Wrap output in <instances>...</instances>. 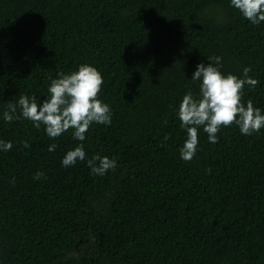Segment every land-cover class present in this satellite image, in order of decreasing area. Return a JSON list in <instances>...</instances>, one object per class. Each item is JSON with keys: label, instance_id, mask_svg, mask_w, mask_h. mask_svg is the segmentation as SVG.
I'll use <instances>...</instances> for the list:
<instances>
[{"label": "trees", "instance_id": "obj_1", "mask_svg": "<svg viewBox=\"0 0 264 264\" xmlns=\"http://www.w3.org/2000/svg\"><path fill=\"white\" fill-rule=\"evenodd\" d=\"M215 56L225 76L251 68L241 102L264 114V22L230 0H0V140L13 144L0 150V264H264V128L210 143L201 127L180 158L179 105ZM81 64L103 78L110 125L81 142L4 120V103L42 101ZM81 143L86 159L62 166ZM97 154L116 167L94 175Z\"/></svg>", "mask_w": 264, "mask_h": 264}, {"label": "clouds", "instance_id": "obj_2", "mask_svg": "<svg viewBox=\"0 0 264 264\" xmlns=\"http://www.w3.org/2000/svg\"><path fill=\"white\" fill-rule=\"evenodd\" d=\"M231 6L239 10L242 16L254 25L264 22V0H230ZM210 63H199L191 81L199 82V96L191 91L186 93L178 108V119L187 138L179 149L180 158L190 161L195 156L198 146V129L203 128L210 143H217L222 127L233 124L239 127L241 134L252 135L264 128V114L254 107L251 100L246 106L242 103V93L247 85L254 89L259 83L249 76L250 67L243 69V78L233 74L225 76L221 71V57H207ZM59 78L52 79L48 95L42 101L35 96L20 95L4 103L6 110L3 118L11 123L21 118L30 120L33 126H41L49 138H57L69 129L73 130V139L85 140V134L93 123L111 124L110 106L98 96L103 84L100 72L93 66L81 64L77 71L69 74L59 73ZM19 109V114H17ZM167 140L168 137H165ZM25 148L29 147L23 141ZM11 141L0 140V150L10 151ZM56 148L49 146V151ZM86 153L81 143L74 150H69L62 159V166L71 167L77 161H84ZM94 175L103 176L116 167V161L107 156L94 155L87 160ZM42 174L38 173L39 179Z\"/></svg>", "mask_w": 264, "mask_h": 264}]
</instances>
